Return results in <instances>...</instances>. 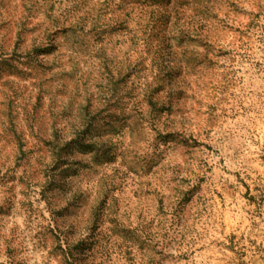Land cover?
<instances>
[{
  "label": "rangeland",
  "instance_id": "374dc122",
  "mask_svg": "<svg viewBox=\"0 0 264 264\" xmlns=\"http://www.w3.org/2000/svg\"><path fill=\"white\" fill-rule=\"evenodd\" d=\"M0 264H264V0H0Z\"/></svg>",
  "mask_w": 264,
  "mask_h": 264
}]
</instances>
